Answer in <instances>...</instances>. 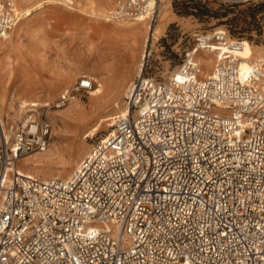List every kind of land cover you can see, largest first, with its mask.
<instances>
[{
  "label": "built area",
  "instance_id": "obj_1",
  "mask_svg": "<svg viewBox=\"0 0 264 264\" xmlns=\"http://www.w3.org/2000/svg\"><path fill=\"white\" fill-rule=\"evenodd\" d=\"M160 3L117 0L111 21L153 25ZM21 20L0 0V55ZM229 43L198 36L168 81L138 76L127 112L68 179L18 167L48 150L50 121L32 116L12 145L3 132L0 264H264V60L242 77L228 54L202 79L196 57ZM94 87L85 76L56 107Z\"/></svg>",
  "mask_w": 264,
  "mask_h": 264
},
{
  "label": "rangeland",
  "instance_id": "obj_2",
  "mask_svg": "<svg viewBox=\"0 0 264 264\" xmlns=\"http://www.w3.org/2000/svg\"><path fill=\"white\" fill-rule=\"evenodd\" d=\"M14 1L22 20L0 55V151L5 146L3 132L12 145L14 130L32 116L39 123L50 121L48 150L18 161L20 171L42 179H68L79 160L113 131L115 119L126 106L128 89L138 78L143 54L147 56L143 77L168 81L185 54L197 47L198 36L209 38L223 30L229 40L247 41L264 51V0H167L155 24H149L152 31L147 29L137 38L125 31L136 22L117 24L96 17L94 11L102 7L101 0H87L81 10L77 0L72 5L63 0ZM116 1L110 0L104 9L109 13ZM28 8L33 9L29 17ZM102 27L122 34L106 51V61L98 64L97 37ZM155 27L160 28L159 33L155 34ZM201 53L208 51L197 52L199 63ZM219 54H212L215 67L228 58ZM201 65L202 70L207 69ZM85 76L93 80L94 89L103 86V92L95 96L92 91L80 93L66 107L57 108L59 98ZM31 101L48 103V107L29 112L31 107L23 106ZM35 159L48 167L23 165Z\"/></svg>",
  "mask_w": 264,
  "mask_h": 264
},
{
  "label": "bare ground",
  "instance_id": "obj_3",
  "mask_svg": "<svg viewBox=\"0 0 264 264\" xmlns=\"http://www.w3.org/2000/svg\"><path fill=\"white\" fill-rule=\"evenodd\" d=\"M68 1H71V0H68ZM85 1H87V0H77V3L79 4V10H81L80 6L85 5L84 4ZM62 2H63V4L66 3L65 1H62ZM100 2H101L102 7H100L98 10L94 11V13L96 14V17L98 19L105 18L107 21H111L110 14L112 12L110 11L108 13L104 9L105 6L110 2V0H101ZM166 2H167V0H161L160 6H159L160 12L162 11L161 8H162L163 4ZM97 7H99V6H97ZM32 10H33L32 8H28V10H26L27 17L32 15ZM164 13L165 14L168 13L167 8H165ZM114 22L119 24V23H122L123 21H119V22L114 21ZM134 24L135 25H133V26L125 28V31L127 32V35L130 38H137L143 32H145L147 29L149 31H152V29L149 26L150 22L146 18L138 19L137 22ZM101 31H104L103 35L101 34ZM219 31L225 32L223 30H219ZM157 32L158 33L160 32V28L155 27V34ZM120 34H122V32L120 30H115V29L113 30V29L108 28V27H106V28L102 27L101 30H99V34L97 37L98 38V43H97L98 57H96V59H97L96 62H98V64H102L103 62L106 61V51L111 49V47L113 46V43H114L113 40L115 39L116 36H119ZM100 35H101V37H100ZM219 51L220 52L223 51L226 55L231 54L233 57L238 59V61L240 62V72H241L242 77H246V75L249 74V72H250V70L254 64V61L257 62L258 65H260L261 62L264 60V53H263L264 51L260 52V51L256 50V47L253 46L252 44H250L249 42H247V41L237 42V41L230 40L229 46H227L225 48H221V47L219 48V47L215 46V49H211L210 51H208V53H201L200 54V56H199L200 57V63L204 64L207 67L206 70H202V74H201L202 79H204V78L208 79L212 75L213 70L211 68L215 67V64H216L215 58L212 54H215V55L217 54V56H218ZM196 55H197V53H196ZM221 55H223V54L222 53L219 54V56H221ZM146 57L147 56L145 54H143L141 57V60L139 63L140 67L138 68V76H143L144 67H145L144 62L146 60ZM132 86H133V84L128 89V93H127L128 95L127 96H129L130 91L132 89ZM102 87L103 86H101L98 89H94L91 92V95L92 96L100 95L103 92ZM28 106L31 107V109L29 110V112H31L35 108H38V107H48V103L47 104H41V103H38L36 101H31L29 104H24L23 108H26ZM126 112H127V107L124 106L122 111H121V114H124ZM5 136L7 139L9 138L8 134ZM89 152H87L86 154H88ZM85 157H86V155H85ZM83 159L84 158H81L79 160V162L77 163L78 167H79V164L83 161ZM23 165L28 167V168L32 167V165L41 166L42 168L48 167L47 164H45V162H42V161L40 162V159H35L33 161L28 160L27 162L23 163ZM77 166L75 169L78 168ZM73 172H74V170H73ZM27 175H29V174H27ZM29 176H33V175H29ZM53 178H58V177H53ZM44 179L49 180V179H47V177Z\"/></svg>",
  "mask_w": 264,
  "mask_h": 264
}]
</instances>
